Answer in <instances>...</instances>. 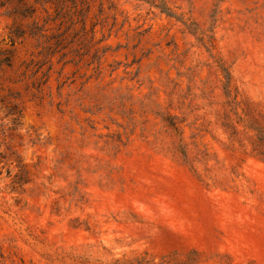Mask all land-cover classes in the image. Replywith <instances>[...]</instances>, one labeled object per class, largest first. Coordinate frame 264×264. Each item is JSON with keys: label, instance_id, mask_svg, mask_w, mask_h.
Wrapping results in <instances>:
<instances>
[{"label": "rangeland", "instance_id": "rangeland-1", "mask_svg": "<svg viewBox=\"0 0 264 264\" xmlns=\"http://www.w3.org/2000/svg\"><path fill=\"white\" fill-rule=\"evenodd\" d=\"M0 264H264V0H0Z\"/></svg>", "mask_w": 264, "mask_h": 264}]
</instances>
